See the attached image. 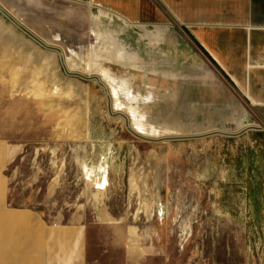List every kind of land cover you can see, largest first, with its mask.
Returning a JSON list of instances; mask_svg holds the SVG:
<instances>
[{"label": "rangeland", "instance_id": "374dc122", "mask_svg": "<svg viewBox=\"0 0 264 264\" xmlns=\"http://www.w3.org/2000/svg\"><path fill=\"white\" fill-rule=\"evenodd\" d=\"M14 2L10 12L61 54L0 12V31L14 28L0 34L10 63L0 89L16 149L0 178V237L52 234L105 213L139 225L165 264H264L262 133L245 130L243 109L218 107L230 90L222 72L156 89L116 35L101 42L100 15L84 18L68 0Z\"/></svg>", "mask_w": 264, "mask_h": 264}, {"label": "crops", "instance_id": "0c3cea01", "mask_svg": "<svg viewBox=\"0 0 264 264\" xmlns=\"http://www.w3.org/2000/svg\"><path fill=\"white\" fill-rule=\"evenodd\" d=\"M11 1L18 7L14 0H0V12L26 34L40 35L10 12L5 4ZM68 1L71 9L80 7L84 18L100 15L93 29L102 32L101 42L116 35V45L132 52L131 65L146 68L156 89L157 82L183 86L202 81V76L213 80L218 68L230 85L228 92L218 93V107L230 116L244 111L249 123L245 130L261 132L264 147V0ZM12 28L4 27L0 34ZM42 45L61 54L56 46ZM116 61L130 65L121 53ZM9 66L6 55L0 57L7 76ZM6 92L0 89V178L16 152L6 136L12 127ZM103 216L100 221L53 226L52 234L2 236L0 264H165L139 225Z\"/></svg>", "mask_w": 264, "mask_h": 264}, {"label": "bare ground", "instance_id": "6f19581e", "mask_svg": "<svg viewBox=\"0 0 264 264\" xmlns=\"http://www.w3.org/2000/svg\"><path fill=\"white\" fill-rule=\"evenodd\" d=\"M44 36V35H43ZM54 38V37H53ZM58 38V37H57ZM47 40V39H46ZM58 40H60V39H58ZM71 55V54H70ZM72 56V55H71ZM54 66V65H53ZM74 71V70H73ZM72 88H73V86H72ZM97 168V167H96ZM102 173V172H101ZM91 179L92 180H94V181H96V179H95V175L93 174V171H91ZM106 187V186H105ZM15 217V218H17V219H25L28 215L27 214H25V213H22V212H14L13 214H12V217Z\"/></svg>", "mask_w": 264, "mask_h": 264}, {"label": "water", "instance_id": "95a60500", "mask_svg": "<svg viewBox=\"0 0 264 264\" xmlns=\"http://www.w3.org/2000/svg\"><path fill=\"white\" fill-rule=\"evenodd\" d=\"M6 13V12H5ZM7 14V13H6ZM8 15V14H7ZM9 16V15H8ZM10 17V16H9ZM14 22H16L18 25H20L17 21H15L12 17H10ZM24 29V28H23ZM24 30H26V29H24ZM27 31V30H26ZM28 32V31H27ZM35 40H37L38 42H40V43H42V44H44L40 39H39V37L38 36H36V35H32V34H30Z\"/></svg>", "mask_w": 264, "mask_h": 264}]
</instances>
